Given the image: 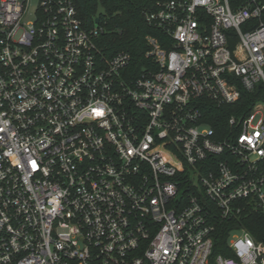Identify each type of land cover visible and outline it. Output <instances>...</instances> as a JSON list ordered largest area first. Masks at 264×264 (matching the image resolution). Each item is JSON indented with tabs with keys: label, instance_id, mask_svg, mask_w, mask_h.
Listing matches in <instances>:
<instances>
[{
	"label": "built area",
	"instance_id": "built-area-1",
	"mask_svg": "<svg viewBox=\"0 0 264 264\" xmlns=\"http://www.w3.org/2000/svg\"><path fill=\"white\" fill-rule=\"evenodd\" d=\"M147 66L76 0H0V264H264V0H165ZM263 96V95H262Z\"/></svg>",
	"mask_w": 264,
	"mask_h": 264
},
{
	"label": "trees",
	"instance_id": "trees-1",
	"mask_svg": "<svg viewBox=\"0 0 264 264\" xmlns=\"http://www.w3.org/2000/svg\"><path fill=\"white\" fill-rule=\"evenodd\" d=\"M160 1L165 0H76V3L81 19L88 26H94L95 19H100L105 28L103 43L109 54L121 50L131 53L133 61L130 69L138 75L149 62L145 57L148 49L146 36H161L145 20V14L154 10ZM262 97L264 89L261 87L258 95L244 94L236 105L225 106L220 115L222 123L231 114L239 113V104L248 110ZM214 223V254H231L228 238L231 231L239 227L246 228L256 240L264 242V211L246 210L240 220H215Z\"/></svg>",
	"mask_w": 264,
	"mask_h": 264
},
{
	"label": "water",
	"instance_id": "water-1",
	"mask_svg": "<svg viewBox=\"0 0 264 264\" xmlns=\"http://www.w3.org/2000/svg\"><path fill=\"white\" fill-rule=\"evenodd\" d=\"M95 22H96V23H99V22H100V19H99V18H96V19H95Z\"/></svg>",
	"mask_w": 264,
	"mask_h": 264
}]
</instances>
